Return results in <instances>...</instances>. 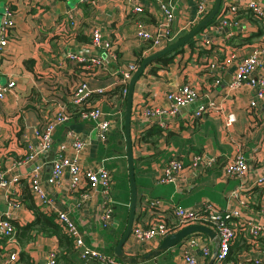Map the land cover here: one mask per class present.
Wrapping results in <instances>:
<instances>
[{"label":"crops","instance_id":"crops-1","mask_svg":"<svg viewBox=\"0 0 264 264\" xmlns=\"http://www.w3.org/2000/svg\"><path fill=\"white\" fill-rule=\"evenodd\" d=\"M135 1L143 3L142 12L133 11L127 0H0V21L6 4L11 6L14 20V26L6 30V43L0 62L3 59H7V62L1 66L0 76L2 80L15 81L12 90L0 99V171L7 170L8 177H18L17 182L7 189L0 188V216L7 209L8 195H15L20 200L19 206L11 210L14 223L25 224L34 219L35 213L30 204L42 210L30 195L27 179L33 165L41 164L43 183L55 198L57 207L73 218L87 245L110 254H115L114 246L125 228L130 200L123 111L120 107L122 98L116 89L119 85V68L124 63L136 61L139 53L144 56L152 52L146 41L135 36L134 22L138 18L154 19V15L159 13L157 0ZM238 1L244 6L245 0ZM256 1L264 5V0ZM242 9L243 16L249 20L250 17L257 19L254 22L250 20L251 25L245 34L226 36L224 31L214 32L212 42L207 46H198L195 37H192L193 41L184 43L171 54L166 63L153 61L147 65L135 82L131 137L138 197L134 221L143 224L151 216L150 210L144 207L146 199H158V210L171 219V203L198 206L208 199L222 208L228 202L233 204L234 200L229 199V193L240 186V181L238 178L223 179L222 165L226 158L240 151L250 167V178L240 193V196L248 199V206L243 208L242 214L264 226V186L253 183L256 175L264 173V96L257 97L255 86L247 83L233 89L228 86L234 62L252 45L264 43V17L256 18L251 11ZM182 11L189 15L194 13L191 0L177 5L173 30L177 27ZM69 12L72 13V19L68 17ZM93 26L100 28L102 38L113 40V47L118 53L113 64L109 61L113 74L107 72L88 78L90 88L100 87L106 90V93L92 91L90 100L99 101L105 111L114 112L113 128L107 141L103 143L96 137L91 121L73 116L68 122L55 127L53 140L58 144L64 140L68 128L74 129L86 143L79 153L80 162L84 165L102 163L112 171L114 222L108 228L99 222L100 212L95 198L87 199L80 206L76 205L80 191L68 188L67 173L60 185L47 182L45 174L48 172L47 166H50L51 152L40 154L32 161L12 164L13 159L22 158L26 153L23 134L29 130L28 126L43 124L44 114L50 115L54 110V98L67 100L73 86L86 76L87 70L75 60L68 59L65 52H89L91 47L88 42ZM178 34H174L173 40L182 35ZM232 50L236 51L234 61L221 71V80L215 83V75L212 74L209 63L214 58L222 59ZM258 70L264 73V58ZM182 83H190L199 90V96L190 102L192 106L189 110L182 114L177 109L169 117H141L139 110L142 103L163 107L167 102L166 91ZM252 99L256 100V104L251 107ZM208 100H214L216 107L204 112L194 124H184V117ZM70 108L74 109L72 104ZM229 116H233L231 122H228ZM163 120L167 121L166 126L160 124ZM155 124L161 130L154 136V142L148 136L140 143L135 141L138 133H145ZM69 143L68 139L67 144ZM72 152V147L68 145L67 153ZM195 152L212 155L215 162L209 167L183 169L175 180L158 181V175L170 156L175 155L188 164ZM26 234L33 237L25 240L23 237L24 242L16 237V242L11 243L7 238L0 237V258L5 256L7 249L15 248L18 259L14 264H44L46 254L55 248L58 250L56 264H101L95 260L80 259L74 248L68 253L61 251L55 233L44 234L30 229ZM161 239L154 238L141 243L130 234L123 243L122 250L127 255H142L156 248ZM212 243L213 250L215 239ZM251 246L249 234H240L231 246L230 258L233 264H251L245 260L248 254L262 256L264 232L257 238L253 248ZM22 251L27 256V262L21 257ZM194 251L198 252L197 249ZM65 253L69 254L68 258ZM125 263L185 264L177 244L150 258Z\"/></svg>","mask_w":264,"mask_h":264},{"label":"built area","instance_id":"built-area-1","mask_svg":"<svg viewBox=\"0 0 264 264\" xmlns=\"http://www.w3.org/2000/svg\"><path fill=\"white\" fill-rule=\"evenodd\" d=\"M135 12H142L144 6L142 2L127 0ZM186 0H157L159 13L154 15V19L141 20L138 18L134 22V33L138 39L148 43V49L157 50L171 42L174 34L181 35L191 29L201 20L212 8L214 0H191L194 13L182 11L176 29L172 25L176 18L177 5ZM242 8L251 11L256 18L264 17V5L256 0H245L244 6L238 0H221L219 9L214 17L201 28L198 37H195L198 46H207L212 42L214 32H225L226 36L234 34H245L251 25L250 20L241 14ZM246 12V11H245ZM13 10L9 4L4 6L3 19L0 24V58L4 53L6 43V30L14 26ZM72 19V13H68ZM252 22V21H251ZM254 22V21H253ZM252 22V23H253ZM196 35V34H195ZM194 35V36H195ZM193 36V38H194ZM91 47L89 52L67 50L65 56L75 60L78 65L86 69V76L80 79L73 86L70 97L67 100L54 98V110L50 115L44 114L43 124L29 125V130L23 134L26 142V153L22 158L12 160L16 165L21 162L34 160L43 153H52L49 160L50 168L47 182L51 185H60L65 173L68 174V188L72 191H80L77 206L82 205L87 199L95 198L99 213V222L105 227H111L114 222V204L112 197L113 174L112 171L102 163L84 165L80 162L79 153L84 149L86 143L80 133L72 128L66 130V136L58 144L54 143L53 130L58 124L68 122L73 116L79 119L89 120L93 123L95 135L100 142L105 143L109 132L113 128L114 112L105 111L99 101H91L92 91L106 93L104 88L92 89L88 86V78H94L101 73L111 72L112 64L117 59L118 53L113 47V40L102 38L101 30L98 26L91 29V39L88 42ZM236 51L232 50L228 55L214 58L209 63V68L214 73L215 83L221 80V71L234 61ZM264 58V43L252 45L244 55L234 62L232 78L228 86L233 89L243 83L250 84L256 88V96H264V73L258 70ZM112 64H110V61ZM138 62L133 61L124 64L119 68L118 82L122 85V94H126L127 83L136 69ZM114 73V72H113ZM112 72L109 74H113ZM15 85L12 79H0V99L10 92ZM199 90L190 83H182L170 87L166 93L165 106H152L148 102L142 103L140 115L145 119L152 116L163 117L173 114L179 106L188 104L198 98ZM71 102V103H70ZM73 108H70V104ZM256 100H250V106H254ZM216 107L214 100H208L205 104L198 105L194 111L188 113L183 122L192 125L202 117L203 113ZM233 120V116L228 117V122ZM161 125H167L163 120ZM165 125V126H166ZM142 134L138 133L135 141L140 143ZM69 139V144L67 140ZM68 145L73 149L72 154L67 153ZM215 157L202 152H195L191 155V160L185 164L183 160L175 155L170 156L158 175L159 182L175 180L178 173L183 169L203 168L212 166ZM264 162V157H263ZM8 169V168H7ZM249 163L242 152L236 151L225 159L222 165L223 179L238 178L240 186L234 188L229 193V199L234 200V205L228 202L223 208L205 199L198 206H182L171 203L173 218L162 215L158 210L160 201L158 199H146L144 207L148 208L151 216L141 224L133 221L131 235L138 242H147L151 239H160L165 235L175 232L190 224H201L214 231V237H210L201 231H191L181 237L176 243L181 251L185 264H206L212 254L213 239H217L216 252L211 264H233L230 258L231 246L238 236L248 233L251 247L257 238L264 232V226L253 222L251 218L242 214L243 208L248 206V199L240 196L249 177ZM42 165L34 164L27 176L29 192L33 200L41 209L53 214L55 221L62 230L72 238L73 248L77 251L80 259L96 260L102 264H126L125 261L116 257L115 254L106 253L96 247L87 245L82 237L77 224L65 210L59 209L56 200L49 194L42 180ZM17 176L8 177L7 170L0 171V188L7 189L11 184L16 183ZM253 183L264 186V173L253 178ZM20 200L15 195H8L7 209L0 216V237H5L8 242L15 243V227L12 223V208L19 206ZM216 241V240H215ZM9 248V247H8ZM198 250L196 253L194 250ZM58 250L52 248L46 254L44 264H56L55 258ZM262 256H252L248 254L245 260L251 264H264V252ZM18 259L16 249L6 250L5 256L0 258V264H14Z\"/></svg>","mask_w":264,"mask_h":264},{"label":"water","instance_id":"water-1","mask_svg":"<svg viewBox=\"0 0 264 264\" xmlns=\"http://www.w3.org/2000/svg\"><path fill=\"white\" fill-rule=\"evenodd\" d=\"M221 0H214L212 8L209 10V12L201 19L199 20L191 29L186 31L181 36L177 37L176 39L172 40L165 46L154 50L150 52L149 54H146L143 56L141 62L138 63L136 69L133 71L128 83H127V91H126V98H125V107L123 111V132H124V138H125V149H126V157H127V168H128V179H129V189H130V200H129V207H128V215L127 220L125 224V228L120 235L116 245L114 246V252L118 258L125 262H136L137 260H143L145 258H150L153 255H156L160 253L161 251L167 249L168 247L176 244L178 240L183 237L185 234H188L191 231H201L209 235L210 237H214V231L210 229L209 227L201 224H190L187 226H184L183 228L169 233L165 235L161 240L159 245L150 250L149 252H146L142 255H127L122 250V245L126 241L127 237L131 233L132 223L134 221L135 216V208H136V202H137V184L135 180V158L133 153V142L131 137V113H132V98H133V91L135 87V82L139 78V76L142 74L144 69L147 65L150 63H153L155 59L158 56H161L163 54H166L170 51H173L186 41H188L190 38H192L197 32L201 30L203 26H205L216 14L217 10L219 9ZM192 104L189 103L187 105H181L178 107L179 112L182 114L189 110L191 108ZM52 158V157H51ZM49 168L50 166H47L48 172L45 174V178L49 175ZM217 244V239H215ZM216 244L213 248L212 254L210 255L208 261L206 264H211L215 252H216Z\"/></svg>","mask_w":264,"mask_h":264},{"label":"trees","instance_id":"trees-1","mask_svg":"<svg viewBox=\"0 0 264 264\" xmlns=\"http://www.w3.org/2000/svg\"><path fill=\"white\" fill-rule=\"evenodd\" d=\"M248 15L250 17V14H248ZM250 20L253 21V20H257V19L250 17ZM244 37L247 38L248 36H244ZM192 41H193V39L190 38L185 43L192 42ZM182 45H180L179 47H177L173 51H170V52H168L166 54L158 56L155 59V62L166 63L170 59L171 54L176 52L177 50H179L182 47ZM142 58H143V55H141L139 53L137 55L136 62H138V63L141 62ZM151 67H152L151 69L153 70V66H151ZM116 89H118L119 96L122 98L123 104H124V107H125L126 94H122V85L119 84L116 87ZM121 103H122V101H121ZM160 130H161V128L157 124L151 126L150 128H148L145 131V133L142 134L141 140H144V139L146 140V136H148V137H151L152 138L151 141L154 142V140H155L154 136L155 135L157 136V134L159 133ZM30 207L33 208L34 213H35V217H34V219L32 221L27 222L25 224H18V223H14L12 221L14 227L16 228L15 235H17L16 237L18 238V240H20L21 242H24L23 241V237H24V240L32 238L33 235L26 234V231H29L30 229H33L35 232H41V233H44V234L55 233L58 236V242H59V246H60L61 251L63 250V252L65 251L66 253H68L71 250H73L72 238L68 234H66L62 230L61 226L54 220L53 214H48V213L44 212L43 210H40L34 204H30ZM126 220H127V216L125 218V221ZM21 236H22V238H21ZM66 253L64 255H65L66 258H68L67 255H69V254H66ZM21 257H22L23 260H25L27 262V256H26V254H24L23 251L21 253ZM98 263H100V262H98Z\"/></svg>","mask_w":264,"mask_h":264},{"label":"rangeland","instance_id":"rangeland-1","mask_svg":"<svg viewBox=\"0 0 264 264\" xmlns=\"http://www.w3.org/2000/svg\"><path fill=\"white\" fill-rule=\"evenodd\" d=\"M3 19V16L1 18V20ZM1 22V21H0ZM176 28V27H175ZM199 36V33H196V35L194 37H198ZM7 62V59H3V61L0 62V69H1V66H3L5 63ZM125 64V63H124ZM0 79L2 80L1 76H0ZM120 107L122 108V111H124V104H123V100H122V103L120 104Z\"/></svg>","mask_w":264,"mask_h":264}]
</instances>
